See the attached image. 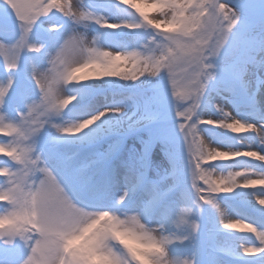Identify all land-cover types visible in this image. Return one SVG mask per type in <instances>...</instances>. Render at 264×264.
<instances>
[{
    "label": "snow or ice",
    "instance_id": "obj_1",
    "mask_svg": "<svg viewBox=\"0 0 264 264\" xmlns=\"http://www.w3.org/2000/svg\"><path fill=\"white\" fill-rule=\"evenodd\" d=\"M261 86L264 0H0V264H264Z\"/></svg>",
    "mask_w": 264,
    "mask_h": 264
},
{
    "label": "rangeland",
    "instance_id": "obj_2",
    "mask_svg": "<svg viewBox=\"0 0 264 264\" xmlns=\"http://www.w3.org/2000/svg\"><path fill=\"white\" fill-rule=\"evenodd\" d=\"M73 4L80 3V0H72ZM75 10V9H74ZM150 16L155 17L157 16V13L154 11V13L150 14ZM130 67V65L128 66ZM264 86H261V92L258 96L259 99L264 101V93L263 91ZM211 114V113H209ZM155 160L158 163H161L162 167L167 166V160L164 158L163 153L159 152L157 150L155 155ZM2 162V161H0ZM260 186H254L255 189H258ZM221 196L218 198L221 202L220 207L221 210L225 213V215L228 217V219H236L238 215H243L244 213L248 212L250 213V219H256L257 223L260 222V217L255 214L251 213L250 208L243 203L244 200H252V196L248 195L247 191L240 192L237 191L233 194H220ZM211 214L212 220H209V215ZM215 220V213L210 212L209 209L205 210V215L202 223L205 225V229L202 230L201 236L199 240L197 241V245L199 248L205 249L212 245H220L223 247H229L234 249L235 251H239V244L241 243H247V240L245 239V236L247 235V230L238 228V231L234 229H230L228 231H232L235 233L231 234H215L214 239L209 237L207 229L212 227V221ZM234 264H239V262H234ZM248 264H260L259 260L257 258H248Z\"/></svg>",
    "mask_w": 264,
    "mask_h": 264
},
{
    "label": "bare ground",
    "instance_id": "obj_3",
    "mask_svg": "<svg viewBox=\"0 0 264 264\" xmlns=\"http://www.w3.org/2000/svg\"><path fill=\"white\" fill-rule=\"evenodd\" d=\"M146 11H148L149 14H152V13H154L155 10H153V9H146ZM262 92L264 93V88H263V91ZM234 230L238 231V228L237 229H234Z\"/></svg>",
    "mask_w": 264,
    "mask_h": 264
}]
</instances>
